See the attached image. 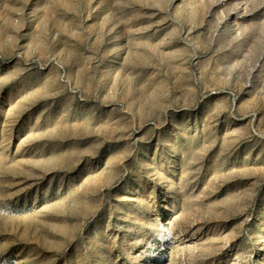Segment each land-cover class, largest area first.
Here are the masks:
<instances>
[{
  "label": "rangeland",
  "instance_id": "1",
  "mask_svg": "<svg viewBox=\"0 0 264 264\" xmlns=\"http://www.w3.org/2000/svg\"><path fill=\"white\" fill-rule=\"evenodd\" d=\"M0 264H264V0H0Z\"/></svg>",
  "mask_w": 264,
  "mask_h": 264
}]
</instances>
